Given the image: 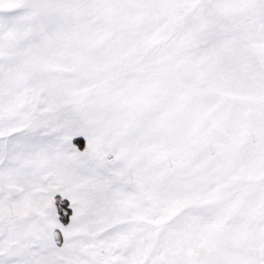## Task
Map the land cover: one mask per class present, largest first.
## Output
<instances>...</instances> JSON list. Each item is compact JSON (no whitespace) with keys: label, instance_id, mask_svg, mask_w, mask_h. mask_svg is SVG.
<instances>
[{"label":"snow or ice","instance_id":"6c2138e0","mask_svg":"<svg viewBox=\"0 0 264 264\" xmlns=\"http://www.w3.org/2000/svg\"><path fill=\"white\" fill-rule=\"evenodd\" d=\"M0 264H264V0H0Z\"/></svg>","mask_w":264,"mask_h":264}]
</instances>
